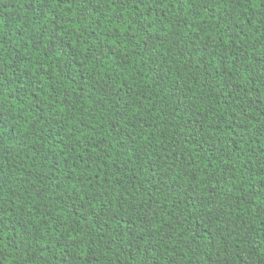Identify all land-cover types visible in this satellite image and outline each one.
Listing matches in <instances>:
<instances>
[{
	"label": "trees",
	"instance_id": "16d2710c",
	"mask_svg": "<svg viewBox=\"0 0 264 264\" xmlns=\"http://www.w3.org/2000/svg\"><path fill=\"white\" fill-rule=\"evenodd\" d=\"M0 264H264V0H0Z\"/></svg>",
	"mask_w": 264,
	"mask_h": 264
}]
</instances>
